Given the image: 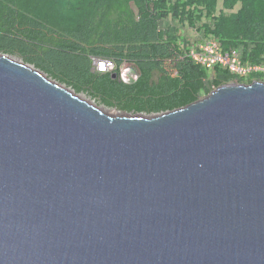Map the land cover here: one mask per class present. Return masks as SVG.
<instances>
[{
  "label": "water",
  "instance_id": "obj_1",
  "mask_svg": "<svg viewBox=\"0 0 264 264\" xmlns=\"http://www.w3.org/2000/svg\"><path fill=\"white\" fill-rule=\"evenodd\" d=\"M134 115L0 54V264H264V82Z\"/></svg>",
  "mask_w": 264,
  "mask_h": 264
},
{
  "label": "trees",
  "instance_id": "obj_2",
  "mask_svg": "<svg viewBox=\"0 0 264 264\" xmlns=\"http://www.w3.org/2000/svg\"><path fill=\"white\" fill-rule=\"evenodd\" d=\"M168 21L192 31L191 42L216 39L222 51H239L243 64L262 63L264 0H0V54L76 94L146 116L186 107L230 81L264 82L259 73L244 80L195 64L182 33L161 27ZM93 59L127 64L136 81L92 71Z\"/></svg>",
  "mask_w": 264,
  "mask_h": 264
},
{
  "label": "built area",
  "instance_id": "obj_3",
  "mask_svg": "<svg viewBox=\"0 0 264 264\" xmlns=\"http://www.w3.org/2000/svg\"><path fill=\"white\" fill-rule=\"evenodd\" d=\"M186 58L209 71L215 67L227 70L231 75L248 79L254 73L264 75V56L260 65L243 64L240 52L237 50L222 51L216 39H206L202 43L181 42ZM92 71L96 73H109L115 75L124 84H133L136 73L125 63L115 66L114 62L107 59H93Z\"/></svg>",
  "mask_w": 264,
  "mask_h": 264
},
{
  "label": "rangeland",
  "instance_id": "obj_4",
  "mask_svg": "<svg viewBox=\"0 0 264 264\" xmlns=\"http://www.w3.org/2000/svg\"><path fill=\"white\" fill-rule=\"evenodd\" d=\"M167 26V28H169L170 29V31L171 32H173L174 30H176V26L175 25H173V24H171V22L170 21H168V22H164V24H162V26L161 27H166ZM166 28V29H167ZM178 28V27H177ZM179 29V28H178ZM177 32L178 31H180V30H176ZM182 33V34H181ZM179 34H181V35H183V36H181L182 38L180 39L181 41H183V43L184 42H188L191 38L190 37H193V38H195V37H197L196 35H194L193 34V32L192 31H190V30H186V31H180L179 32ZM184 34H186L188 37H184ZM193 35V36H192ZM198 38V37H197ZM189 43H191L193 46H194V42H191V41H189ZM199 43V42H198ZM10 58H12L14 61H16V62H21V60L19 59V58H17L16 56H11ZM48 79H50V78H48ZM51 80V79H50ZM254 81H256V80H254ZM227 84H240V83H238V82H236V81H230V82H228ZM226 84V85H227ZM242 84V83H241ZM70 90V89H69ZM212 91H214V90H211L210 91V93L212 92ZM209 93V94H210ZM76 94V93H75ZM208 94V95H209ZM77 95V97L78 98H80V99H82V100H84V101H87V102H89L92 106H94V107H96V108H98V109H100L104 114H106V115H109V116H120V115H129V116H135L134 114H128V113H121V112H119V111H117V110H115V108H113L112 106H107V105H105V103H103L102 101H100L98 98H94L93 96L94 95H92V94H90V93H88V92H81L80 94H76ZM208 95H205V94H202L201 96H200V99H203V98H205L206 96H208Z\"/></svg>",
  "mask_w": 264,
  "mask_h": 264
},
{
  "label": "crops",
  "instance_id": "obj_5",
  "mask_svg": "<svg viewBox=\"0 0 264 264\" xmlns=\"http://www.w3.org/2000/svg\"><path fill=\"white\" fill-rule=\"evenodd\" d=\"M193 36V35H192ZM186 37H187V35H186ZM199 43H202V42H199Z\"/></svg>",
  "mask_w": 264,
  "mask_h": 264
},
{
  "label": "clouds",
  "instance_id": "obj_6",
  "mask_svg": "<svg viewBox=\"0 0 264 264\" xmlns=\"http://www.w3.org/2000/svg\"><path fill=\"white\" fill-rule=\"evenodd\" d=\"M261 82H263V81H261ZM213 92V91H212Z\"/></svg>",
  "mask_w": 264,
  "mask_h": 264
}]
</instances>
